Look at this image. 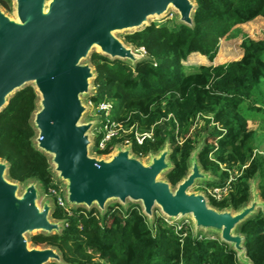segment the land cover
<instances>
[{
  "label": "trees",
  "instance_id": "16d2710c",
  "mask_svg": "<svg viewBox=\"0 0 264 264\" xmlns=\"http://www.w3.org/2000/svg\"><path fill=\"white\" fill-rule=\"evenodd\" d=\"M193 1L192 26L151 23L124 36L127 44L145 51L146 58L135 65L91 54L95 90L88 101L94 108L101 102L114 104L110 122L120 129L102 150H98L100 132L94 148L106 155L115 144L128 141L132 152L143 158L167 141L173 166L165 178L174 186L187 174L190 154L202 138L198 162L217 178L208 186L226 189L220 199L209 196V204L236 211L250 200L254 177L264 201V155L256 150L255 131L248 127L264 112V37L243 36L237 60H213L230 32L264 18V0ZM10 3L0 0L8 11ZM194 55L206 63L186 73L184 65ZM37 98L26 86L0 111V159L8 164L9 179L36 180L45 191L53 175L48 157L32 141ZM135 132L151 133V138L137 144ZM51 218L62 222L59 233L29 238L34 245L58 251L62 263L49 264H239L236 252L218 238L194 234L189 226L169 224L157 216L148 223L136 204L125 210L119 204L109 205L100 214L96 208L65 210L54 203ZM238 232L251 264H264V210L242 222Z\"/></svg>",
  "mask_w": 264,
  "mask_h": 264
},
{
  "label": "water",
  "instance_id": "95a60500",
  "mask_svg": "<svg viewBox=\"0 0 264 264\" xmlns=\"http://www.w3.org/2000/svg\"><path fill=\"white\" fill-rule=\"evenodd\" d=\"M13 15L0 6V111L8 99L26 86L36 95L31 124L33 145L49 159L50 172L62 184L70 208H96L100 214L109 202L126 207L140 204L151 223L157 208L166 220L190 218L193 233L211 232L228 244L240 264L246 257L238 226L264 210V201L250 182V200L238 210L216 209L201 192L190 188L213 179L197 159L195 148L187 174L174 186L162 179L172 168L170 147L150 152L147 161L131 146L116 145L107 156L90 152V131L96 120H83L84 98L95 78L87 62L93 49L109 60L131 65L146 54L116 34L138 31L150 18L176 12L177 23L192 26L193 0H12ZM132 33V32H131ZM8 164L0 159V264L62 263L58 251L30 242L31 234H56L61 221L51 218L50 198L39 200L36 180L24 183L7 177ZM255 180V179H254ZM254 180L252 182H254Z\"/></svg>",
  "mask_w": 264,
  "mask_h": 264
},
{
  "label": "rangeland",
  "instance_id": "374dc122",
  "mask_svg": "<svg viewBox=\"0 0 264 264\" xmlns=\"http://www.w3.org/2000/svg\"><path fill=\"white\" fill-rule=\"evenodd\" d=\"M11 9L10 11L2 8L7 14L9 15H13V1L11 0ZM151 23H156V24H161V23H165L167 24L169 27L177 25V15L176 12L173 10H170L166 15H163L161 17H153L150 18L148 20V22L144 25L148 26ZM133 31H126V32H119L116 35L120 38V39H124V36L127 34H130ZM243 36H249L250 38L253 39H261L264 37V18L262 17H257L254 20L247 22L245 24H242L240 26L237 27V29L233 30L232 32H230V34L225 38L222 39L219 43V48L218 51L216 53V56L213 60V63H226L232 60H237L240 58L241 56V50L239 48V44L241 42V39ZM140 50V49H138ZM141 51V50H140ZM98 50L97 49H93L92 53H97ZM142 52V51H141ZM90 56L87 58V62L90 63ZM201 63H206V59L204 57H201L199 55L197 56H193L191 57V59L189 60V62L185 63L184 65V71L190 72L191 70H193L198 64ZM91 64V63H90ZM94 87L91 86V92L90 94L84 98V103L85 106L87 107L86 109V113L84 114L83 120H96V125L91 129L90 131V138H91V147H90V152L92 155H96V156H100V154H97V151L94 148V141L96 136L99 134V132H102L103 129V124L110 122L114 112H115V108L116 106L112 103H110V108L105 111L102 112L99 115V112L97 110V107L94 108V106L88 101V98L94 94ZM198 125L201 124V122L197 123ZM161 126V128H163V124H159ZM248 127L251 128L252 130L255 131V148L256 150L264 155V112L260 113L259 115H257V117H255L254 119H252L251 121L248 122ZM116 145H121V146H131V144H125L124 143H120V144H115L113 146V150L114 147ZM202 146V138H200V140L198 141V143L196 144V148L199 150ZM170 147V146H169ZM171 150V148H170ZM143 161H147L148 156L141 158ZM233 172H236V170L231 171V175ZM209 175L210 172H207ZM162 179H165V175H161ZM255 179V180H254ZM254 180V182H252ZM55 181V180H54ZM217 181V178H213L212 180L208 181V182H198L195 186H193L192 188H190V191L192 192H201L205 195V197L207 198V200L209 199V196L213 195L214 189L212 187H209L208 184L211 182ZM56 182V181H55ZM251 183L254 185V188L256 190V192H258L257 189V177H254L251 180ZM40 187V192L41 194H43L39 200V203H41L43 201L44 197V190ZM52 202V205L54 206V202L52 199H50ZM117 204L114 201H111L107 204L106 208L109 205H114ZM130 204H136L140 207V204L138 203H133L128 201L126 207H122L124 210L128 208V206ZM154 216L156 217H161L164 220H166L164 218V216L161 214V212L159 211V209L155 208L154 212H153V218L151 221H153ZM169 224L174 223L177 224L179 227L180 226H189L191 227L192 230L193 226H192V221L190 218H183V219H176V220H166ZM199 235H203L209 238H218L219 236L211 233V232H203V231H199V233H197ZM35 235L34 233L29 235L28 238H30L31 236ZM39 247V246H38ZM240 264V263H239Z\"/></svg>",
  "mask_w": 264,
  "mask_h": 264
},
{
  "label": "built area",
  "instance_id": "2783aa9c",
  "mask_svg": "<svg viewBox=\"0 0 264 264\" xmlns=\"http://www.w3.org/2000/svg\"><path fill=\"white\" fill-rule=\"evenodd\" d=\"M140 50L145 54V51L143 49H140ZM109 108H110V103L101 102L98 105L97 110H98V112H105ZM119 132H120V129L117 128L116 123L107 122V123L103 124V129H102L103 139L98 146V150H102L105 147V144L107 142H109L113 137L118 136ZM146 138L147 139L151 138V133H140V132L134 133V140L136 141L137 144H142ZM125 144H129V142L125 141ZM112 151H113V148H112L111 152ZM110 153H108L106 155H100V156H107ZM224 191H226V189L221 190L219 188H215L212 197H216V198L220 199L221 196L223 195ZM43 193H44L45 198L52 199L53 202L57 206H59L60 208L65 209V210L70 208L66 204L65 199L63 197L62 184L55 182L54 178H53L52 185H50Z\"/></svg>",
  "mask_w": 264,
  "mask_h": 264
},
{
  "label": "crops",
  "instance_id": "0c3cea01",
  "mask_svg": "<svg viewBox=\"0 0 264 264\" xmlns=\"http://www.w3.org/2000/svg\"><path fill=\"white\" fill-rule=\"evenodd\" d=\"M195 56V55H194ZM197 56V55H196ZM201 64H204V63H201Z\"/></svg>",
  "mask_w": 264,
  "mask_h": 264
}]
</instances>
